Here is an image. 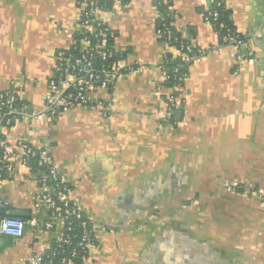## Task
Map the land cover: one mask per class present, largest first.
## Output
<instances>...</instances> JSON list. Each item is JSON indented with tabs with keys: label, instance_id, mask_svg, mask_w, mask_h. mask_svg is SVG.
<instances>
[{
	"label": "crops",
	"instance_id": "crops-1",
	"mask_svg": "<svg viewBox=\"0 0 264 264\" xmlns=\"http://www.w3.org/2000/svg\"><path fill=\"white\" fill-rule=\"evenodd\" d=\"M82 1L0 0V93L22 103L3 131L0 208L26 222L21 237L0 232V264H27L66 233L20 142L47 150L94 228L86 260L71 264H264V0H222L239 48L219 44L207 0H170L172 26L204 50L197 58L158 36L156 0L116 1L97 15L134 69L93 94L101 105L50 119L44 97ZM168 53L189 67L182 84L166 85Z\"/></svg>",
	"mask_w": 264,
	"mask_h": 264
},
{
	"label": "built area",
	"instance_id": "built-area-1",
	"mask_svg": "<svg viewBox=\"0 0 264 264\" xmlns=\"http://www.w3.org/2000/svg\"><path fill=\"white\" fill-rule=\"evenodd\" d=\"M81 13L77 22V31L74 46H79L81 54L77 57L65 58L63 52L58 54V63L53 78L49 81V89L45 94V113L48 118H53L60 110H67L77 105L92 106L96 103L93 94L99 90L110 89L122 73L123 70L134 68L124 66L123 60L111 65L102 64L101 68L95 65L96 50L104 60L110 58L116 50L107 48L108 40H114L115 33L109 26L99 19L98 12L101 9L97 6V0H83L79 3ZM218 14L213 15V20H217ZM206 20L214 27V24L208 17ZM107 25V26H104ZM158 36L162 38V31L157 30ZM91 36L99 38L95 46H92ZM242 40H236L232 46L239 48ZM179 51L182 52V49ZM202 56L204 50L198 51ZM197 58V57H196ZM13 99L6 96V93H0V180L5 179V173L9 170L11 150L6 145L3 131L6 127L11 126L14 118L20 113L19 109L14 107ZM96 104H100L97 101ZM19 145L25 148L24 160L29 164L31 159L37 157L39 166L47 167V172L41 173L40 197L43 200L54 219L66 220V214H74L78 218H83V214L72 204L68 197V186L62 179L61 174L51 165L47 150L37 149L20 142ZM66 214H65V212ZM1 213V208H0ZM25 220L19 217L4 216L0 219V232L11 237H21L24 234ZM84 232L77 244V248L72 252V257H63L57 264H71L73 258L77 255H83L87 252L94 238V228L89 226L86 220L82 223ZM46 227H54L53 222L46 223ZM62 241V240H61ZM80 250V251H79ZM86 255L82 257L86 260ZM27 264H54V259L45 260L42 255L30 254L26 258Z\"/></svg>",
	"mask_w": 264,
	"mask_h": 264
},
{
	"label": "trees",
	"instance_id": "trees-1",
	"mask_svg": "<svg viewBox=\"0 0 264 264\" xmlns=\"http://www.w3.org/2000/svg\"><path fill=\"white\" fill-rule=\"evenodd\" d=\"M90 2V0H87ZM116 1L118 0H97V6L99 9L104 11H110L114 7ZM122 3H128L131 0H119ZM156 5L159 8L161 14L157 19V30H161L163 33L161 40L168 42L171 46L177 49H182V52H187L192 58L199 56V48H193L191 46V39L184 37V35L176 30L172 26L171 21V3L170 0H156ZM205 17H208L214 24V29L218 32L219 44L221 46H226L234 43L236 40H242L240 34H238L237 29L233 20L230 17V10L228 9L226 3L222 0H207V5L202 8ZM217 13V20H213V15ZM107 26V25H104ZM115 33V32H114ZM116 36V33H115ZM92 46H95L99 41V38L91 36ZM242 45V44H241ZM113 39L108 40L107 48L113 49ZM65 58L67 57H77L81 54L79 46H72L69 49L63 50ZM126 57L124 52H115L110 58L104 60L100 54V51L96 50L95 53V65L97 68H101L102 64L111 65L118 62ZM134 67V66H133ZM163 70L166 76V85L174 86L182 84L185 77L189 73V67H181L177 63V58L173 56L172 53L166 55ZM114 85V83H113ZM111 85V86H113ZM6 96L8 94L6 93ZM15 107H19L22 103L19 100L13 102ZM37 157L31 159V166L34 170L41 173L47 172V167L39 166L37 164ZM74 204L70 205L72 209ZM65 212V211H64ZM66 214V212H65ZM66 233L65 238L62 241H56L53 243L52 247L43 255L45 260L54 259V264H57L63 257L71 258L72 252L77 248V244L80 241L84 228L83 221L86 220L89 226L92 227L90 221L83 214V218H78L74 214H66ZM94 239L91 240L93 242ZM80 251V250H79ZM87 256V252H83V255H77L73 258L76 262H81L83 256Z\"/></svg>",
	"mask_w": 264,
	"mask_h": 264
},
{
	"label": "water",
	"instance_id": "water-1",
	"mask_svg": "<svg viewBox=\"0 0 264 264\" xmlns=\"http://www.w3.org/2000/svg\"><path fill=\"white\" fill-rule=\"evenodd\" d=\"M4 216H13V217H23L24 214L22 213H18V212H5V211H2L1 210V213H0V219Z\"/></svg>",
	"mask_w": 264,
	"mask_h": 264
}]
</instances>
